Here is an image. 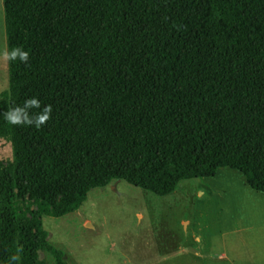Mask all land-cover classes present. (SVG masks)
<instances>
[{
	"label": "trees",
	"instance_id": "1",
	"mask_svg": "<svg viewBox=\"0 0 264 264\" xmlns=\"http://www.w3.org/2000/svg\"><path fill=\"white\" fill-rule=\"evenodd\" d=\"M2 2L0 264H67L42 216L116 178L165 195L229 166L264 192V0Z\"/></svg>",
	"mask_w": 264,
	"mask_h": 264
},
{
	"label": "rangeland",
	"instance_id": "2",
	"mask_svg": "<svg viewBox=\"0 0 264 264\" xmlns=\"http://www.w3.org/2000/svg\"><path fill=\"white\" fill-rule=\"evenodd\" d=\"M7 85V46L3 2L0 0V92ZM11 157L10 142L0 138V159ZM244 195L243 200L251 207V213L263 206V195L252 192ZM191 197V193L179 185L171 194L157 196L124 180L113 181L109 186L89 190L80 209L58 219V226H51V239L57 240L52 242L66 252L68 264H75L76 255L82 264H113L117 254L126 255L136 264V256L154 253L153 241L158 242L160 254L161 245L166 246L173 238L171 232L179 233L177 223L192 209ZM138 213L142 216L138 217ZM42 258L44 264H54L49 254L44 252Z\"/></svg>",
	"mask_w": 264,
	"mask_h": 264
},
{
	"label": "crops",
	"instance_id": "3",
	"mask_svg": "<svg viewBox=\"0 0 264 264\" xmlns=\"http://www.w3.org/2000/svg\"><path fill=\"white\" fill-rule=\"evenodd\" d=\"M121 180L113 179L106 186ZM178 185L191 193L192 209L188 216L179 219V233L171 232L173 238L166 246L161 245L160 254L158 242L153 241L154 253L135 255L138 258L136 264H264V204L259 211L251 213V207L243 200L245 192L264 196L263 191L248 186L242 173L229 166L218 167L210 177L183 178ZM78 209L58 218L43 215V226L48 230L49 238L51 226H58V219L68 217ZM141 216L138 213V217ZM68 222L72 223L71 220ZM74 257L75 264H82L78 255ZM113 260L118 264H135L124 254H117Z\"/></svg>",
	"mask_w": 264,
	"mask_h": 264
},
{
	"label": "clouds",
	"instance_id": "4",
	"mask_svg": "<svg viewBox=\"0 0 264 264\" xmlns=\"http://www.w3.org/2000/svg\"><path fill=\"white\" fill-rule=\"evenodd\" d=\"M8 56H9L10 59H16L17 57H19V59L21 61H27V59H28V53L26 51H23V50L19 49V48H14L11 51V53L8 54ZM33 103H34V101H33ZM46 118H47L46 116L45 117H42L40 123H42L43 120L46 119ZM8 119H9V122L10 123H13V124H16V123H20L21 122L19 120V118L16 117V116L9 115L8 116ZM26 123H31V121H26ZM37 126H39V125H37Z\"/></svg>",
	"mask_w": 264,
	"mask_h": 264
}]
</instances>
